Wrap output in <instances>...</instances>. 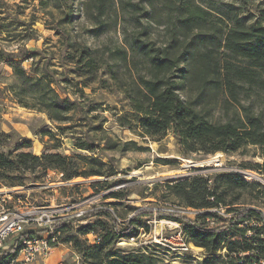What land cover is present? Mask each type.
Returning <instances> with one entry per match:
<instances>
[{
	"label": "trees",
	"instance_id": "trees-1",
	"mask_svg": "<svg viewBox=\"0 0 264 264\" xmlns=\"http://www.w3.org/2000/svg\"><path fill=\"white\" fill-rule=\"evenodd\" d=\"M119 7L129 12L133 24L125 36L127 46L110 49L106 57V53L80 47L75 60V71L90 79L86 83L93 81L103 68L125 94L131 110L118 117L119 124L129 129L137 127L140 135L154 140H162L171 132L184 155L198 151L230 153L251 144L259 146L264 156V109L258 110L254 104V97L264 93V6L257 10L258 18L248 21L239 12L228 9L214 19L213 9L197 0H87L86 15L97 25L91 31L104 28L108 24L106 18ZM65 20L71 21L72 15L66 14ZM155 25L163 26L162 41H157ZM11 57L10 61L17 63L14 58L18 55ZM131 65L141 70L135 75L130 73V80L122 78L120 68ZM14 70L20 77L30 78L20 64L14 65ZM180 80L187 84L186 98L179 92ZM33 97L35 102H21L22 105L44 111L58 121L66 119L76 105L70 97H62L50 82H43ZM218 103L225 118L214 121L209 114ZM76 145L83 149L92 147L86 142ZM108 165L92 155L0 151V175L5 179L9 178L8 172L20 173L22 176L15 174L9 179L21 185L49 170H58L65 181L79 176L113 175L104 169ZM258 168L264 175V163L258 164ZM165 186L166 193L182 204L207 210L195 219L166 214L179 222L187 240L205 249L200 264H217L226 243L229 257L222 264H251L254 259L264 258V212L251 207H230L243 191L264 189L261 184L246 180L239 172L223 171L214 176L191 175ZM229 193H234L231 201L227 200ZM126 195L117 190L107 197L121 199ZM222 205L235 211L230 218L211 211ZM107 212L113 222L109 225L99 220L101 231L97 223L86 224L71 235L70 222L57 226L62 242L73 245L83 264H171L161 261L156 250L148 251V246L126 250L118 246L122 238L139 234L136 219L143 212L135 211L126 226L118 222L113 212ZM216 217V223L209 226ZM252 218L263 225L253 227V233L247 235L248 229L239 224ZM88 233L95 234V242L89 241ZM236 233L239 240L228 243ZM247 251L250 255H240ZM16 252L13 248L1 256L0 264H9Z\"/></svg>",
	"mask_w": 264,
	"mask_h": 264
},
{
	"label": "rangeland",
	"instance_id": "rangeland-1",
	"mask_svg": "<svg viewBox=\"0 0 264 264\" xmlns=\"http://www.w3.org/2000/svg\"><path fill=\"white\" fill-rule=\"evenodd\" d=\"M197 1L213 9L214 19L228 9L253 21L258 18L257 10L264 6V0ZM86 4L87 0H0V151L92 155L109 163L104 169L113 175L79 176L65 181L58 170H49L42 177L26 179L21 185L9 179L20 173L8 172L9 178L4 179L0 175V209L2 199L8 204L12 202V205L17 203L28 207L43 203H80L88 213L80 220H71L70 235L99 220L110 225L113 220L108 210L122 226H126L127 219L135 211H141L143 215L136 219L139 234L134 239L122 238L118 243L121 249L148 246V251H157L161 261L200 264L205 257V249L194 243L189 251L175 249V243L181 242L176 237L181 225L166 215L178 213L195 219V208L167 194L165 184L196 174L214 176L218 172L236 171L246 180V175L254 172L258 177L248 181L264 187V175L258 168V164L264 163L261 148L248 144L230 153L198 151L184 155L171 132L162 140H154L140 135L137 127L121 126L118 117L131 110L125 94L103 68L98 70L93 81L86 83L90 79L75 71V60L80 47L106 53L105 57L110 49L126 47L125 36L133 24L129 12L119 7L106 18L108 24L104 28L93 32L92 28L97 25L87 17ZM66 14L72 15L71 21L65 20ZM156 38L158 42L164 39L163 26L156 27ZM12 55H18L15 62L25 68L30 78L26 80L16 74L14 65L17 63L10 61ZM140 70L141 67L134 65L123 66L119 74L130 80V73L135 75ZM43 82H50L62 97L68 96L76 101L75 108L66 115V119L53 120L44 111L22 105L21 102H35L33 96ZM179 82V92L186 98L187 84L182 80ZM257 97H254L256 108L264 109V93ZM209 115L214 121L225 118L219 103ZM79 142L90 143L92 147L80 148L76 145ZM12 182L16 185H11ZM117 190L126 192V197H107ZM233 194L227 195L228 201L234 199ZM235 202L231 208L251 207L264 212V189L243 191ZM217 208L225 215L231 213L228 206ZM211 211L220 213L215 208ZM97 226L99 231L103 230L102 225L97 223ZM238 236L236 233L230 237L228 243L237 242ZM89 238L93 242L94 234ZM224 247L217 264L228 260L229 252ZM1 251L5 249H0V257L9 253ZM37 264H83V259L71 243L65 242Z\"/></svg>",
	"mask_w": 264,
	"mask_h": 264
},
{
	"label": "built area",
	"instance_id": "built-area-1",
	"mask_svg": "<svg viewBox=\"0 0 264 264\" xmlns=\"http://www.w3.org/2000/svg\"><path fill=\"white\" fill-rule=\"evenodd\" d=\"M60 176H62V173H60ZM2 202L3 206L0 209V249H5V251L1 252H12L13 248L17 250L16 256L9 264H37L46 260L58 245L64 243L61 239L62 233L57 229V226L69 223L72 219L80 220L88 213L85 208H81L80 203L72 205L43 203L28 207L17 203L12 205V202L8 204L5 199H2ZM215 210L220 212L218 208H215ZM205 211L207 210L195 208L196 215ZM234 212L227 215L224 212L219 214L230 218ZM217 220L218 218L216 217L210 220V223L214 225ZM262 225V222L254 218L239 224L240 227L248 229L247 235L253 233V227ZM91 234L94 233L87 234L88 239H90ZM176 237L181 242L175 243V249L181 251L192 249V242L186 239L181 230ZM134 238V236H131V239ZM95 240L94 238L93 242ZM89 241L91 242V240ZM6 242H8L7 247L4 246ZM224 249L227 250V247H224ZM240 255H250V252H241ZM198 258L201 259L200 257ZM251 264H264V258L260 260L254 259Z\"/></svg>",
	"mask_w": 264,
	"mask_h": 264
},
{
	"label": "bare ground",
	"instance_id": "bare-ground-1",
	"mask_svg": "<svg viewBox=\"0 0 264 264\" xmlns=\"http://www.w3.org/2000/svg\"><path fill=\"white\" fill-rule=\"evenodd\" d=\"M250 174H248V175H246V178L248 179V180H255L256 179V177H258V176H256V174L254 175V172L252 173V172H249ZM193 247V246H192Z\"/></svg>",
	"mask_w": 264,
	"mask_h": 264
}]
</instances>
